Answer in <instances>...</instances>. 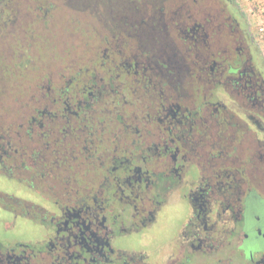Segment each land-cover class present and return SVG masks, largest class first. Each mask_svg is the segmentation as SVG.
Wrapping results in <instances>:
<instances>
[{
    "label": "flooded vegetation",
    "instance_id": "flooded-vegetation-1",
    "mask_svg": "<svg viewBox=\"0 0 264 264\" xmlns=\"http://www.w3.org/2000/svg\"><path fill=\"white\" fill-rule=\"evenodd\" d=\"M0 264H264V57L233 0H0Z\"/></svg>",
    "mask_w": 264,
    "mask_h": 264
},
{
    "label": "rangeland",
    "instance_id": "rangeland-1",
    "mask_svg": "<svg viewBox=\"0 0 264 264\" xmlns=\"http://www.w3.org/2000/svg\"><path fill=\"white\" fill-rule=\"evenodd\" d=\"M233 2L245 18L256 44L264 57V0H233ZM56 10L54 18L48 21L45 29L41 26L37 27V34L35 33L32 41L33 51H36L41 60L48 59L49 61L50 57L53 56L52 53L55 51L54 48L60 46L58 49H62L63 46L62 44L59 45V43L61 40H67L70 37L69 19L71 12L69 11V7L61 4ZM77 10L76 14L80 11L79 9ZM93 19L92 23L98 26L99 22L95 20V17ZM184 213L183 204L178 205L177 208L166 209V217L162 219L155 231V240L158 239L162 243L170 238L177 229V224ZM154 242L153 240L150 241V246Z\"/></svg>",
    "mask_w": 264,
    "mask_h": 264
}]
</instances>
